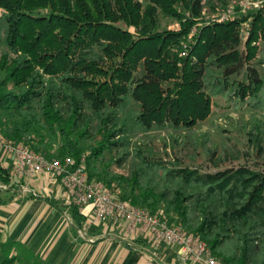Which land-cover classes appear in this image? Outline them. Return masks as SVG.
I'll use <instances>...</instances> for the list:
<instances>
[{
	"label": "trees",
	"instance_id": "trees-1",
	"mask_svg": "<svg viewBox=\"0 0 264 264\" xmlns=\"http://www.w3.org/2000/svg\"><path fill=\"white\" fill-rule=\"evenodd\" d=\"M209 10L207 0H0V138L47 159H84L90 181L180 224L222 264H264V172L202 173L134 142L181 131L193 160L202 146L217 166L194 138L215 101L264 112L263 10L205 24ZM160 14L178 27L160 31ZM248 137L264 163V117ZM9 181L0 166V183Z\"/></svg>",
	"mask_w": 264,
	"mask_h": 264
},
{
	"label": "crops",
	"instance_id": "crops-1",
	"mask_svg": "<svg viewBox=\"0 0 264 264\" xmlns=\"http://www.w3.org/2000/svg\"><path fill=\"white\" fill-rule=\"evenodd\" d=\"M0 166L10 175L0 183L1 246L24 250L37 264H180L172 246L144 231L127 238L126 224L95 222L91 208L80 209L78 225L62 182L42 174L17 179L15 159L3 151Z\"/></svg>",
	"mask_w": 264,
	"mask_h": 264
},
{
	"label": "built area",
	"instance_id": "built-area-1",
	"mask_svg": "<svg viewBox=\"0 0 264 264\" xmlns=\"http://www.w3.org/2000/svg\"><path fill=\"white\" fill-rule=\"evenodd\" d=\"M264 8V0H229L215 19L206 24L225 23L255 14ZM251 19V18H250ZM196 30L191 31L192 37ZM250 36V29L242 34L243 42ZM261 40V37L259 41ZM187 51V45L184 46ZM186 54V53H184ZM0 151L14 157V174L17 179H32L47 174L61 180L65 191L73 196L80 209L91 208L93 220L98 223L126 224V237L147 232L159 245L172 246L180 264H222L207 245L198 237L188 235L180 224L170 223L119 198L115 190H107L101 182L90 181L84 166L70 157L47 159L35 154L29 147L0 138Z\"/></svg>",
	"mask_w": 264,
	"mask_h": 264
},
{
	"label": "rangeland",
	"instance_id": "rangeland-1",
	"mask_svg": "<svg viewBox=\"0 0 264 264\" xmlns=\"http://www.w3.org/2000/svg\"><path fill=\"white\" fill-rule=\"evenodd\" d=\"M207 1L213 3L214 10L204 12L203 22L205 24L210 19L217 18L219 16L218 13L225 8L229 0ZM262 10L264 15V8ZM159 21L160 31L178 27L176 22L168 19L163 14H160ZM250 21H248V24ZM248 29H250L248 25L244 26L242 34L247 32ZM242 48H244L243 43ZM263 117L264 112L254 113L248 107H243L240 110L236 109L224 98H218L215 101L208 119L198 123L196 126L194 138H197V142L200 145L206 142V147L214 152L215 159L218 163L217 166L214 164L215 161L211 159L212 157L203 151L202 146L200 147V156H196L197 159L193 160L195 156V151L192 146L193 138L190 139L188 135L186 136L181 131L177 132L171 129H165L164 131L154 132L149 135H140L134 139V142L147 144L149 148L156 145L155 149L159 157L164 161L178 159L184 167L195 168L202 173H216L227 168L239 167H247L253 171L264 172V163L256 160L254 152L248 143V134L251 131L253 119H261ZM50 177L55 181L61 182L58 178ZM93 181L99 182L96 180ZM70 197L71 201L74 202L73 196L70 195ZM15 256L19 260L14 264H37L32 261V258L26 251L0 245V262L7 257L12 258Z\"/></svg>",
	"mask_w": 264,
	"mask_h": 264
}]
</instances>
